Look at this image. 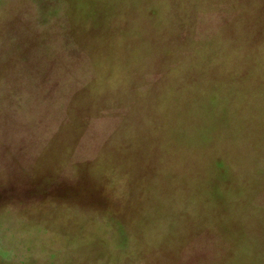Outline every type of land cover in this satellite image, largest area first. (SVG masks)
Masks as SVG:
<instances>
[{"label": "rangeland", "instance_id": "374dc122", "mask_svg": "<svg viewBox=\"0 0 264 264\" xmlns=\"http://www.w3.org/2000/svg\"><path fill=\"white\" fill-rule=\"evenodd\" d=\"M245 1L0 0V7L16 9L9 11L20 21L26 18L18 24L14 17L17 37L30 45L32 81L49 80L47 69L60 70L62 62L63 81L70 83L85 54L99 83L107 88L121 81L133 88L134 97L120 127L103 143L97 161L108 165L97 170L83 165L73 176L65 172L71 185L58 193L63 207L42 214L0 211L3 264H175L181 245L206 226L264 232V115L251 116L252 93L229 98L212 89L244 69L256 71L254 86L264 89V46L249 57L242 50L247 32L232 19ZM4 24L0 19V33ZM7 45L0 52V111L5 82L10 90L19 87L15 74L23 72L26 79L29 69L26 64L15 69L14 57L20 61L23 55ZM73 87H64L65 107ZM45 91L49 100V87ZM202 101L215 102L210 108L222 114L209 116ZM254 104L264 113V97ZM11 106L8 114L17 123L21 116ZM211 153L230 159L228 181L208 162ZM119 160L124 164L115 163ZM113 181L120 191L131 183L127 200L136 206L125 214L126 222L83 208L98 198L99 186L114 196ZM229 254L224 251L218 264H228Z\"/></svg>", "mask_w": 264, "mask_h": 264}, {"label": "crops", "instance_id": "0c3cea01", "mask_svg": "<svg viewBox=\"0 0 264 264\" xmlns=\"http://www.w3.org/2000/svg\"><path fill=\"white\" fill-rule=\"evenodd\" d=\"M12 8L9 4L0 7V19L5 22L1 27L0 52L8 48V42L11 43L9 49L14 54L21 52L23 55L20 61L14 57L15 69L24 70L25 64L29 69L26 79L23 72L15 74L20 81L19 87L14 86L10 90L5 82L6 100L3 111H0V211L29 212L36 209L42 214L46 210L57 209L58 205L59 209L63 207V199L57 198L58 193L71 185L64 180L65 172L72 171L73 176L83 165L89 166L90 170L104 169L102 166L108 165L97 159L103 152L104 141L120 127L126 108L133 103V88L121 84V81L104 87L98 82L99 73L91 56L85 54L82 56L83 64L77 69V77L70 83L63 81L62 62L60 70L47 69L46 75H51L49 80L47 77L46 81L41 80L43 76H40L32 81L30 45L26 44L25 37L16 35L18 17L9 11ZM20 19H17L18 24L21 21L25 24L26 18ZM26 54L28 58H25ZM6 72L8 69L1 76H6ZM137 74L138 71L132 77ZM67 85L74 87L65 107L64 87ZM47 87L51 94H55L53 97L49 93V100L45 91ZM38 88L45 92H36ZM11 104L21 116L17 123L14 119L11 121L8 114ZM27 114L28 120L25 119ZM220 225L206 226L187 238L181 245L175 264H218L224 251H232L225 258L228 264H264L261 254L264 253L263 231ZM205 250L209 252L204 253ZM0 264H3L2 258Z\"/></svg>", "mask_w": 264, "mask_h": 264}, {"label": "trees", "instance_id": "16d2710c", "mask_svg": "<svg viewBox=\"0 0 264 264\" xmlns=\"http://www.w3.org/2000/svg\"><path fill=\"white\" fill-rule=\"evenodd\" d=\"M49 16L53 17V14L49 15ZM232 19H233V21L237 22L238 25L244 27V29H245L244 32H247L246 34L242 35V37L247 38V40H246L247 42L244 41V43L246 45L242 46V48H243L242 50L243 51L246 50L245 52L250 54L249 57H255L256 55H260V53L262 52V48L264 46V0H246L244 2L243 6H241L240 11H238V14L237 15L235 14L234 16H232ZM250 33H252V34H250ZM254 73H256V71H253V70L247 71L246 69H244L243 73L240 76H238L237 78L235 77V76H237V73H233L229 77L231 79L230 82L225 81L219 85H215V86L213 85L212 89L215 90L214 93H218L219 96L222 95L221 94L222 91H225L224 96L228 95L229 98L230 97H234V98L236 97L237 98L238 95H240V93H244V92H247L248 94L252 93L253 97H251V102L248 104L250 107V113L255 114V115H251V116H255L257 118V117H260V115H264V113H262V114L260 113V110L258 109L259 106H256L254 104V102L258 101L259 99H261V100L263 99L264 89L258 91L257 85L254 86V82L257 78V77L254 78V75H255ZM252 79H254V80H252ZM262 84L264 87V79H263ZM210 87H211V85H209V88ZM256 88H257V90H256ZM211 94H213V93H211ZM212 97L209 100H211V99L213 100ZM148 103H149V101H148ZM213 103H215V102H213V101H202V104H207V107H208L207 110L209 111V113H211L209 116L214 115L215 114L214 112L216 110H218V109L210 108L209 105H211ZM217 106H218V103H217L216 107ZM218 111H219V114L220 113L222 114L220 109ZM257 119H259V118H257ZM253 120L254 119L250 117V121H253ZM261 123H264V122H261ZM260 126H262V125L260 124ZM262 130H263V135H262V137H263L264 136V129H262ZM262 130H260V132ZM217 155L215 153H211L207 160H209L208 162L213 161L214 163H216V166H217L216 168L218 169V173L221 176L223 175V177H226V179L228 181L229 178L231 177L230 171H229V169L231 168L229 162H231V161L228 158L227 159L229 161L227 159H224V157L220 158L219 155L218 156ZM229 155H230V158H232V156H234V152L232 151ZM202 157H205V156H203V154H202ZM123 162H125V161H121V160L115 161V163H117L119 166L123 165L124 164ZM208 162H205V163H208ZM113 185L116 186L115 181H113ZM113 185H111V187H110L111 190H114L112 187ZM123 186L126 189L125 191L124 190L120 191L121 185L118 184L116 186L114 196L112 195L113 197L111 196L110 198L107 196V193L110 194L111 191L110 192L108 190L106 191L104 189L105 188L104 185L99 186L98 189L96 188L98 198L96 197V198H94V200L92 199V202L88 206L83 207V208L94 209L95 211H97L99 213L109 212L117 220H119L121 222H126L130 218H126L125 214H117L116 211H121V212L122 211H128L130 209H133L134 206H136V205H131V201L127 200V198H129L128 196L132 194L131 183L126 182L125 184H123ZM116 191H118L119 196L116 194ZM121 192H125V194L120 195V194H122ZM104 196H107V200L102 199ZM120 196L126 197V198H124V201L121 199L123 197H120ZM130 197H132V196H130ZM70 204H72V203H70ZM76 205H78V204H76ZM111 205H113V206H111ZM79 207H81V206H79Z\"/></svg>", "mask_w": 264, "mask_h": 264}]
</instances>
